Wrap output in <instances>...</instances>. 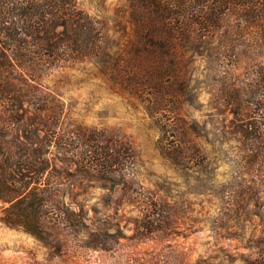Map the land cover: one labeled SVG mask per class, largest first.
<instances>
[{
  "label": "rangeland",
  "instance_id": "obj_1",
  "mask_svg": "<svg viewBox=\"0 0 264 264\" xmlns=\"http://www.w3.org/2000/svg\"><path fill=\"white\" fill-rule=\"evenodd\" d=\"M77 3L99 22L110 54L130 37L127 0ZM252 19L230 8L204 53L190 55L178 101L202 153L192 166L162 151L170 137L96 58L48 69L41 84L62 106L69 143L47 148L30 115L1 140L2 162L1 146L17 151L13 133L27 131L36 143L21 159L47 158L49 167L40 230L2 221L10 211L0 200V264H264V23ZM92 135L123 142L112 153L127 163L125 178L82 169ZM7 170L19 174L16 165ZM149 203L154 214L145 217Z\"/></svg>",
  "mask_w": 264,
  "mask_h": 264
},
{
  "label": "trees",
  "instance_id": "obj_2",
  "mask_svg": "<svg viewBox=\"0 0 264 264\" xmlns=\"http://www.w3.org/2000/svg\"><path fill=\"white\" fill-rule=\"evenodd\" d=\"M127 2L131 35L110 54L104 47L99 22L77 0H0V144L1 140L7 142L9 130L22 115H30L36 122L37 138L47 148L55 142L69 143L59 125L62 106L57 99H50L41 78L60 61L96 58L116 86L144 101L160 132L166 139L170 137L162 151L175 163L194 164V156L202 153L194 132L180 114L178 101L188 89L190 55L204 53L210 35L219 33L224 15L232 7L245 20L253 18L263 24L264 0ZM40 131L44 132L41 136ZM13 134L17 151L1 146L0 200L9 202L6 210L10 211L1 220L10 225L32 224L35 232L43 226L46 200L40 185L49 160L21 159L36 139L27 131ZM91 139L85 143L82 169L125 178L127 163H121L112 153L118 152L123 142L117 147L102 143L98 135ZM127 147L130 149V145ZM12 165H16L18 175L7 170ZM25 169L35 176L23 173ZM154 206L146 204L145 217L154 214ZM29 220L32 223H27Z\"/></svg>",
  "mask_w": 264,
  "mask_h": 264
}]
</instances>
